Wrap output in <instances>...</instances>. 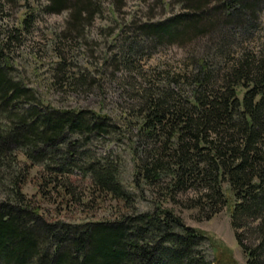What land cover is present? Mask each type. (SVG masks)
<instances>
[{"label": "trees", "instance_id": "1", "mask_svg": "<svg viewBox=\"0 0 264 264\" xmlns=\"http://www.w3.org/2000/svg\"><path fill=\"white\" fill-rule=\"evenodd\" d=\"M159 1L180 8L157 17L139 5L120 20L126 0H45L41 7L68 11L62 33L76 40L109 11L119 31L104 65L132 69L169 45L183 49L176 64L162 61L148 74L123 123L94 108L46 102L15 74L9 39L0 34V264H218L207 234L166 201L211 217L228 203L226 183L247 264H264V0ZM33 15L23 18L25 28ZM56 51L55 76L94 80L75 75L64 47ZM111 133L131 142L135 182L152 187V208L136 205L121 158L87 148ZM33 164L79 200L66 179L81 172L91 191L123 200L129 211L106 219H49L23 190Z\"/></svg>", "mask_w": 264, "mask_h": 264}, {"label": "rangeland", "instance_id": "2", "mask_svg": "<svg viewBox=\"0 0 264 264\" xmlns=\"http://www.w3.org/2000/svg\"><path fill=\"white\" fill-rule=\"evenodd\" d=\"M44 3L45 0H0V34L9 39L6 52L15 66V74L34 87L46 102L55 106L94 108L112 114L123 123L121 117L127 109L137 105L138 97L135 94L142 85H146L148 74L158 71L162 61L176 64L184 53L180 46L169 45L162 52L141 58L140 62L138 61L140 65L132 69L124 66L116 68L111 62L104 65L103 56L109 49L110 40L115 36L114 33L119 31L114 16L107 11L104 17L98 18L89 28L85 38L76 40L74 34L66 37L62 33L66 27L68 11L46 12L41 8ZM139 5L143 11L152 9L157 17L180 8L175 5L171 9L165 8L159 0H126L119 19L127 18L135 8L140 7ZM29 14H34L33 20L25 28L23 18ZM60 46L64 47L75 75L86 73L89 80L94 77L95 81L70 83L69 80L60 77L64 72H59V75L55 76L57 70H54L53 66L59 58L56 50H59ZM95 64L99 69H94ZM134 132L129 133L132 135ZM119 137L112 133L104 135L89 143L87 148L95 154L111 153L121 158L123 161L121 174L124 183L136 192V205L140 209L152 208L157 202L152 187L148 184H136L131 142L124 134H120ZM20 158L28 161L22 153ZM66 180H70L72 187H76L75 195L80 196V200L55 187L49 180V173L41 164L31 166L23 190L52 220L60 218L85 221L115 218L129 211L130 206L123 200L109 193L91 191L88 186L89 178H85L81 172L71 174ZM224 186L227 190L228 203L211 217H205L203 215L205 212L200 214L199 210L188 208L182 203L166 201V204L173 206L188 224L202 229L207 234L208 252L218 264H247L245 251L237 240L231 222L233 192L229 190L227 183ZM186 194L188 193L181 196L186 197ZM4 197L5 191L0 182V199Z\"/></svg>", "mask_w": 264, "mask_h": 264}]
</instances>
